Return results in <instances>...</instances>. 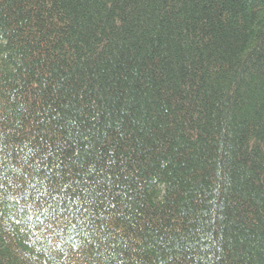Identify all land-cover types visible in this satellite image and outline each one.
Masks as SVG:
<instances>
[{
  "label": "trees",
  "instance_id": "16d2710c",
  "mask_svg": "<svg viewBox=\"0 0 264 264\" xmlns=\"http://www.w3.org/2000/svg\"><path fill=\"white\" fill-rule=\"evenodd\" d=\"M0 264H264V0H0Z\"/></svg>",
  "mask_w": 264,
  "mask_h": 264
}]
</instances>
